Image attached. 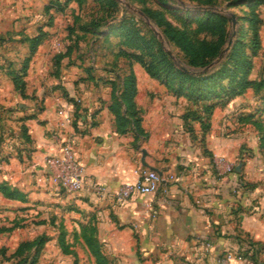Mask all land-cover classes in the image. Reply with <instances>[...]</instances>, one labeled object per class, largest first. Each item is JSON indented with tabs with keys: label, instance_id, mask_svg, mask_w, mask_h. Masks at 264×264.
I'll list each match as a JSON object with an SVG mask.
<instances>
[{
	"label": "crops",
	"instance_id": "1",
	"mask_svg": "<svg viewBox=\"0 0 264 264\" xmlns=\"http://www.w3.org/2000/svg\"><path fill=\"white\" fill-rule=\"evenodd\" d=\"M260 10L264 18V5ZM262 32L264 42V28ZM44 39L24 77L25 93L37 95L41 108L33 117H19L29 139L22 137L19 148L0 153V183L23 193V198H11L0 192L2 218L33 209L40 220L51 221V240L42 247L38 263L47 264L49 256L52 264H223L219 259L227 251L250 247V241L255 261L245 258L246 263L264 264L263 166L258 158L253 162L240 153L246 135L232 123L237 99L214 108L204 135L196 120H189V130L183 117L188 101L133 61L134 101L145 134H137L131 121L121 130L112 108L124 111L118 89L128 67L116 62L126 59L114 52L100 54L94 43L53 53ZM59 53L63 55L56 63ZM48 68L51 83L41 79ZM8 70L0 66V107L6 108L11 97L24 98ZM62 105L73 107V118L64 125L57 113ZM56 131L74 138L86 178L79 191L44 176L43 158L58 146L52 136ZM149 167L164 178L155 192L134 193L123 201L91 192L94 181L114 190ZM145 202L151 203L155 217L147 214Z\"/></svg>",
	"mask_w": 264,
	"mask_h": 264
},
{
	"label": "rangeland",
	"instance_id": "2",
	"mask_svg": "<svg viewBox=\"0 0 264 264\" xmlns=\"http://www.w3.org/2000/svg\"><path fill=\"white\" fill-rule=\"evenodd\" d=\"M260 7L257 9L261 17L260 46L251 56L252 67L249 73L254 78L264 76V18ZM215 12L228 18L224 26L214 18ZM231 13L235 17L234 24L231 22ZM248 13L245 0H0V66L19 68L22 59L29 52L30 36L42 27L41 31L46 30L44 47H48L49 52L64 51L68 46L79 51L87 48L89 43H94L95 50L100 54L109 52L111 55L121 49L138 51L152 67L163 65V52L175 67L192 76L201 72L210 73L224 58L234 41L251 52ZM165 23H169L174 29L185 31L186 38L182 36L179 41L169 40L163 32ZM218 46H221L220 51L209 60V54ZM193 53L208 62L193 63L188 58ZM125 63L116 62L121 68L127 67ZM51 74L48 68L41 79L51 83L54 81ZM55 78L58 80L57 76ZM177 79L176 76L173 78L175 85ZM34 81L32 76L29 82L32 84ZM189 84L188 78L183 86L185 95L171 92L177 97L185 98L193 106L187 97L193 89ZM200 91L204 93L205 90ZM263 92L264 88L259 91L246 89L235 96V122H232L236 131H243L246 135L240 143V153L249 155L254 159L253 162L257 158L261 161L262 179L264 138L260 139L259 136L264 134V100L260 98ZM10 100L9 108L0 107V153L11 151L10 147H20L24 131L19 117L36 112L42 105L40 98L34 94L24 98L11 97ZM249 183L256 184L253 181ZM35 213L32 209L27 210L26 215H14L12 218L7 215L2 218L0 215V222L4 221L0 224V248L7 246L5 255L0 254V264H10L4 257L21 240H32L40 236L44 241L43 246L50 243L51 221H42ZM60 251L68 252L62 247ZM50 253L51 257L58 254L53 250ZM45 258L48 259L47 264L53 263L49 256Z\"/></svg>",
	"mask_w": 264,
	"mask_h": 264
},
{
	"label": "trees",
	"instance_id": "3",
	"mask_svg": "<svg viewBox=\"0 0 264 264\" xmlns=\"http://www.w3.org/2000/svg\"><path fill=\"white\" fill-rule=\"evenodd\" d=\"M245 1L247 2L249 8L247 19L249 22L248 28L250 30L249 39L251 42V52H247L245 48L241 47V44H238V42L234 41L229 50L226 52L224 58L210 73L201 72L198 75L192 76L187 71L175 67L163 52L161 53V56L165 57V59L162 60L163 65L160 67L150 66L145 62L142 53L138 51H126L121 49L115 53L117 56H123L126 59L128 67V73L121 80L122 84L118 89V101L119 104H123L124 111H121L115 107L112 108L116 112L117 120L121 130H125L126 124L131 121L132 128L137 134H145L140 125L142 118L141 109L137 107L134 101V95L136 93V79L132 68L133 61L140 62L151 76L159 79L166 85L168 90L173 91L175 94L185 95L183 86L189 78V86H191L193 89L190 91L192 92L191 95H188L187 97L189 100H191L193 106L188 107L184 111L183 117L186 127L189 130L193 129L189 120L198 121L203 131V135L210 128L211 116L216 106L228 103L231 99L242 94L248 88L254 89L255 91H259L264 88V76L254 78L249 75L252 67L251 56L256 53L258 47L260 46L259 27L261 24V17L257 12V9L261 5H264V0ZM213 15L222 26L225 25L228 18L224 17L220 12H215ZM41 28L36 34L30 36L29 52L22 59L20 67L17 69L11 68L8 70L14 88L18 90L23 97L27 96L25 93L24 77L27 72L29 61L38 44L42 41V39H44L46 35V30L43 32L41 31ZM163 32L169 40L179 41L182 36L186 38L185 31L174 29L169 23H165ZM126 41L128 42L129 40ZM131 44H133L132 41ZM220 49L221 46H218L214 52L209 54V60L216 56ZM70 50L71 47L68 46L66 52ZM61 55H63V53L56 55V63L58 62V57ZM188 58L190 61L193 60V63L205 64L208 62V60L203 59V57H198L197 53L189 55ZM175 76L178 78L176 80V85L173 82V78ZM202 89H204L206 92L204 91L203 93L200 91ZM260 98L264 100V92L260 94ZM34 115L35 113H31L30 115H27V117H33ZM24 129L25 128L23 127L24 137L25 139H29V136L25 133ZM259 138H264V134H260ZM203 139L204 136H202L201 140ZM2 158L3 157H0V159ZM0 192L3 195L11 198H23L22 192L18 191L16 188H11L6 183H0ZM63 236V234L60 235V242L62 241ZM43 243L44 241L40 236L32 240H21L18 242L17 246L11 252H9L6 257H4V259L9 260L10 264H39L38 257L43 247ZM248 244L250 247L239 249V251L242 252L244 258H249L250 260L255 261L254 248L251 245L252 243L249 241ZM6 251L7 246H2L0 248V254L5 255Z\"/></svg>",
	"mask_w": 264,
	"mask_h": 264
},
{
	"label": "built area",
	"instance_id": "4",
	"mask_svg": "<svg viewBox=\"0 0 264 264\" xmlns=\"http://www.w3.org/2000/svg\"><path fill=\"white\" fill-rule=\"evenodd\" d=\"M57 113L63 118L62 125H64L73 118V107L62 105L57 109ZM63 134L62 131L53 133L52 136L57 140L58 146L54 152L44 156L43 173L52 184L69 191H79L86 185L84 166L75 151L74 138ZM163 179L155 169L141 168L132 181H123L114 190H109L106 185L98 181L92 182L90 188L97 196L111 195L117 201H123L134 193L147 194L157 191ZM144 206L147 214L151 218L155 217L156 212L151 203L145 202ZM204 245L208 246L210 243L205 242ZM219 260L223 264H247L241 251L229 250Z\"/></svg>",
	"mask_w": 264,
	"mask_h": 264
},
{
	"label": "water",
	"instance_id": "5",
	"mask_svg": "<svg viewBox=\"0 0 264 264\" xmlns=\"http://www.w3.org/2000/svg\"><path fill=\"white\" fill-rule=\"evenodd\" d=\"M140 13H142V12H140ZM230 16H231V22H232V24H234V23H235V17H234V14L231 13ZM229 42H230V39H229ZM168 53H169V55H171V52H170L169 50H168ZM143 163L146 165L145 162H143ZM149 168L152 169V167H149ZM236 168L238 169V168H239V165H237Z\"/></svg>",
	"mask_w": 264,
	"mask_h": 264
}]
</instances>
